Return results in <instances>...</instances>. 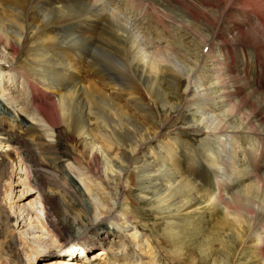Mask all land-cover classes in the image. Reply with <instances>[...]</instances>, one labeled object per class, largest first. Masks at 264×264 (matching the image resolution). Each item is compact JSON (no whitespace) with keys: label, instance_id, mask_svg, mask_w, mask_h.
I'll use <instances>...</instances> for the list:
<instances>
[{"label":"bare ground","instance_id":"bare-ground-1","mask_svg":"<svg viewBox=\"0 0 264 264\" xmlns=\"http://www.w3.org/2000/svg\"><path fill=\"white\" fill-rule=\"evenodd\" d=\"M127 1L128 7L132 9L131 25L137 26L141 23V15L134 9L136 7L134 0ZM197 1L195 6L198 8L204 1ZM208 1L218 5L220 16L223 12L229 14L235 7L238 9L237 14L238 11L241 12L240 18L232 23L229 39L244 42L245 51L251 54L249 57L251 66L255 67V74L261 80L260 90L250 84L243 73L238 83L222 81L223 78L218 76L219 72L213 75L212 80L217 81L207 85L208 90L205 91L208 93L202 97L213 95L216 100L209 104L204 102L202 110H195L184 123L186 127L212 134V131L220 132L221 126L210 128L205 124L200 125V117L206 110L210 112L226 106L231 94H236L239 90L245 89L247 96L259 101L255 109L260 112L253 118L257 121L263 118L264 0ZM108 2L0 0V61L5 62L8 68L4 70L0 66V107L11 110L15 120H19L20 117L26 120L24 131L34 136L33 144L37 145L36 149L39 151L42 150L40 140L46 137L51 141L58 126H65L81 140V145L74 148L76 158L73 161L54 160L52 164L57 173L62 175L58 188L61 195L67 198L70 196L67 185L73 182L71 178L76 179L78 184L73 189L77 194L73 202L79 207L81 215L71 218L67 211H61L60 226L78 235L80 241L78 247L82 253L98 245L102 247L92 258V264H162L158 247L149 245L148 240L146 245L140 244L142 254L148 258L147 260L138 255V252L133 253L128 249L127 242L139 244L136 231L129 232L124 225L129 216L126 199L129 190L134 189L139 199L145 198L148 196L147 192H150V203L155 202L159 211H165L168 215L184 212L182 214L186 217V222L178 225L176 229H173L171 223L167 234L175 237L184 234L183 239H180L177 254L186 246H191L196 252L197 257L190 258L187 264H264V207L257 210L251 207V203L248 204L252 200L254 191L251 186L255 182L242 187L234 195L226 196L231 192V188L239 186L253 174L250 175L248 173L250 171L244 168L242 171L237 169L236 172H232L237 176L233 175L230 183L226 182L222 176L228 177L229 174L226 167L223 169L220 166L223 156L219 144L211 147L205 141L201 146L200 161H196L197 157L191 156L190 148L176 140L173 141L174 150L172 152L165 150L164 154H159L153 159V164L150 162L151 158L140 159L139 151L158 129L156 128L150 135L145 127L135 126L124 109L112 100L109 91L115 93L117 90L118 92L125 90L138 100L136 90L131 89L135 88L132 81L137 80L141 82L140 87H143L148 95L155 90L156 101L161 107H167L168 103L161 96L159 88L167 83V72L173 75V80L170 79L168 84L174 82L175 87L178 73L174 68L167 67L161 56L156 57L135 45L130 32L125 26L120 25L116 15L107 12ZM197 8L192 7L195 12ZM199 12L198 9L197 13ZM25 25L28 26L31 36L25 35L23 38ZM215 35L214 33L213 36ZM31 39L33 46L28 55L37 58L28 61L19 69L20 81L17 88V77L11 65L17 59V55L21 54L22 51H18L23 49V44ZM232 58L225 61L224 72L235 69L231 67ZM82 64L87 70L85 77L80 75ZM212 65L215 71L221 69L217 60H213ZM228 75L231 77L234 73L230 71ZM94 78H103V82L99 80L100 82L96 83L102 88L108 86L107 90L103 89L104 92L96 90L92 82ZM190 80L187 79L189 86ZM187 90L192 92L191 88ZM50 91L53 92V96ZM136 100L133 99V104L143 109V103ZM178 108L177 104L169 105V110ZM27 145L15 135L8 134L0 128V147L2 149L5 147L4 151L0 150V173L9 170L7 187L5 188L6 182L2 186L6 189L3 192L7 201L4 209L10 212V215L5 212V218L7 220L14 216L11 227L24 234L31 245L23 243L25 249L19 250L24 257L22 264H32L36 254L46 251L49 247H56L55 238L60 236L62 230L53 227L57 219L55 221L52 219L54 223L48 220L51 214H48L45 207V194H39L38 201L32 203L33 199L22 196L23 190L19 189L16 200L12 199L13 179L26 182L29 186L34 184L27 172L25 159L29 154L25 148ZM253 145L256 146L252 149L253 154L264 153V150L260 149L261 140ZM158 147L163 149L162 146ZM178 160H182L183 171L177 164ZM137 161L139 164L136 165ZM148 167L152 170L147 171ZM21 171H24V177H21ZM120 188L125 191L123 193L125 199L121 197ZM120 206L123 208L118 212ZM195 215L198 217L210 215L215 221L201 224L200 220L194 223ZM107 219L108 225L113 229L102 231L97 241L82 234ZM180 229H183V233ZM114 235L118 238L117 243L121 241L122 244L114 243L112 238ZM252 235L255 236L254 243L249 245L248 240ZM124 238L127 239L126 243ZM9 245L15 246V242L10 241ZM115 246L118 249L123 247V254L128 258L121 259L123 254L107 256ZM0 264H3L1 252ZM43 264L81 263L77 260L62 261L61 258L52 256Z\"/></svg>","mask_w":264,"mask_h":264},{"label":"rangeland","instance_id":"rangeland-1","mask_svg":"<svg viewBox=\"0 0 264 264\" xmlns=\"http://www.w3.org/2000/svg\"><path fill=\"white\" fill-rule=\"evenodd\" d=\"M100 1L104 3L109 1L106 4L108 9L107 12L116 15V19L120 25L125 26L127 31L130 32V35L135 41V45L145 50V52L148 51L150 54L156 55V57L161 56L166 66L174 68V71L178 73L175 87L173 86L174 82L171 83L172 85L168 84V81H171L170 79L173 80V75L167 72V83L162 84L161 88H159L161 96L168 103V108L161 107L156 101L155 97L157 93L155 90L152 94L150 93V95H148V93L144 91V88L140 87L141 82L137 80L132 81L135 88L131 89L136 90V95L139 97V99L137 98L138 100L125 90H121V92L117 90L115 93H110L109 91L112 100L124 109L135 126L145 127L150 135L155 132L156 128L158 129V132L153 134L151 139L149 138V141H146L139 151L140 159L142 158L143 160L147 158L145 160H148V158H151L150 162L153 164V159L159 156V154H164L165 150L171 152L174 150L175 144L173 141L176 140L190 148V150H192L190 151L191 156L197 157L196 161H200L202 158L201 146L205 141L208 142L211 147L218 146L219 144V147L221 146L220 152L223 156L221 161L222 165L220 166L223 169L226 167V171H228L229 174L228 177L222 176L226 182L230 183L231 178L234 177L233 175H236L232 172H236L237 169L242 171L241 169L244 168L246 171H250L248 172L249 174H253H250L252 176L239 186L231 188V192L226 196L230 194L234 195L241 190L242 187L255 182V184L251 186L254 192L252 193V200L248 202V204L251 203V207L261 210L264 207V153L255 155L252 150L256 147L253 144L260 140L262 142V147L260 149L264 150V114L260 121L253 118L254 115L260 112V110L255 109L259 101L254 97L247 96L245 94L246 90L243 89L239 90L236 94H231L232 97L230 96V100L226 106L215 108L210 112L206 110L200 117V125L205 124L210 128L221 126L220 132L214 133L215 131H212L213 133L210 134L206 133V131L204 132V130L201 131L186 127L184 124L185 120L195 110H202L204 102L209 104L216 100L213 95H210V97H202L204 96L203 94L208 93V91H205L208 90L207 85L217 81L212 80L216 72H219L218 76L223 78L222 81L228 82L227 80H229L237 83L241 81V75L243 73V75L248 78L250 84L260 89L261 80L255 74V67L251 66L249 59L251 54L249 51H245L246 46L244 42L239 39H235L234 41L233 39H229L232 23L240 18L241 12L238 11L237 14L236 11L238 9L235 7L230 10L229 14L223 12L220 16L218 5L212 4V2L208 0H203L202 6L198 8L195 6L198 2L197 0H134L136 5L134 9L140 13L141 23L137 26H132V9L128 7L127 0ZM221 6L222 5H220V7ZM192 7L197 8V12L199 9L200 12H195ZM214 33L216 34L215 36H213ZM22 34L23 38L25 35L26 37L31 36L27 25H25V30ZM233 36L234 38L236 37V35ZM32 46V39L30 41L27 40L23 44V49L18 51H22L21 54L19 53V55H17V59L11 65L14 68L13 73L15 77H17V88H19L20 81L18 74L20 72L19 69L28 61H34L37 58L28 55ZM229 48H231V53H229ZM230 56L233 57L231 60L233 65L231 67L235 69H228L224 72L225 61H229V59H231ZM196 59L197 64L195 65ZM213 60H217L221 68L219 71L213 69ZM0 66H2L4 70L8 69L6 68L7 65L5 62L3 63L0 61ZM230 71L234 73V76L229 77L228 74ZM75 73L77 74V72ZM80 75L83 77L87 75L86 66L83 64L81 65ZM188 78L191 79L190 86L187 82ZM94 80H96L95 83ZM94 80L92 79V82L95 84L94 88L96 90L102 92L107 90L108 86L102 88L96 83L97 81L100 82L99 80L104 81L103 78H94ZM112 82L118 84L115 81ZM190 88L192 92L187 90ZM50 93L53 96V92L50 91ZM133 99L143 103L144 108L141 109L133 104ZM170 104H177L179 108L173 111L169 110ZM3 107H5V105H3ZM6 108L9 107L6 106ZM25 124L26 120H24V118L20 117L19 120H15L11 110L2 109V107H0V128L5 130L8 134L15 135L24 145L32 143L25 147L29 153L25 159L27 160L26 164L28 166L27 172L34 184L33 186H29L26 182H19L13 179L12 199L13 201L16 200V196L19 194L17 190L19 189L23 190L22 196L25 195L26 198L33 199L32 203L38 201L39 194H45V207L48 214H51L48 220L54 219L55 221L57 219L55 221L56 223L52 220L54 223L53 227H56L55 229L57 230L62 229L60 230V236H55L57 246L54 248L49 247L46 251L36 254L32 264H43L52 256L58 259L61 258L62 261L77 260L78 263L81 264H92V258L95 257L94 255L98 254L99 248L102 247L98 245L96 248L82 253L78 247V244H80L78 235L74 234V232H68V229L64 230L62 226H60L62 223L60 217L61 211H67L71 218L76 216L80 217L81 215L79 207L73 202L76 200L77 196L73 190L76 188L77 180L71 178L73 182L68 183L69 185L67 186L70 191V196L68 198L61 195L58 188L61 185L59 183L61 182L62 175L57 173L52 165L54 160L59 161L66 159L70 162L73 161L76 158L74 148L75 146L81 145V140L70 133L65 126H58L54 131L53 140L51 139V141H49L50 139L46 137L40 140L42 150L40 149L39 151L36 149L37 145L33 144L34 136L24 131ZM159 124L161 125L158 128ZM205 136L207 137L205 138ZM158 146H162L163 149H159ZM4 149L5 147H3V149L0 147V150L4 151ZM249 160H251V162H249ZM181 162L182 160H178L177 164L183 171L184 166ZM82 163L84 164V161ZM137 164H139V161L136 162V165ZM199 164L198 162L197 165ZM146 170L151 171L152 168L148 167ZM16 171L19 172L18 170ZM97 171H99V169H97ZM20 173L21 177H24V171ZM94 173L97 174V172ZM8 174L9 170L0 173V252L3 257V264H22L24 262V257L19 252L21 248L25 249L23 243L27 246L31 245L24 234L18 233L16 229L11 227L14 216H12L13 218L11 219L9 218L10 220H6L5 218V212L10 215V212L4 209L7 205V201L3 195V192L6 191L7 181L9 180ZM101 177H104L103 174ZM4 183L5 188H2ZM143 185H147V183H143ZM106 188L108 189L109 187ZM124 192L125 191L120 188L121 197L125 199V196H123ZM129 192L128 198L126 199L129 216L127 218L128 221L124 225L127 226L126 229L129 230V232L136 231L135 235L139 241V244L127 242L130 252H138V255L143 256L142 246H140V244L144 243L146 245L148 240L150 242L149 245L158 247V255L162 257L160 261L162 264H187L190 258L194 256L197 257L196 252L191 249V246L182 248L181 252L177 254L180 239L184 234L179 235V237L167 234V230L170 229L171 223L173 224V229H176L178 225H183L186 222L187 219L182 214L184 212L181 211L178 213L180 215H168L165 211H159L157 209L158 205H155V202L150 203V192H147L148 196L142 199L138 198L139 195H137V191H134V189H130ZM71 197L75 199L70 200L69 198ZM86 207L88 208V204H86ZM121 208H123V206L118 207L117 211L120 212ZM209 216L210 215H208V217H206V215L198 217L195 215L193 221L194 223H198V221L202 220L201 224H205L209 221L213 223L215 220H212V217ZM108 222L109 220L107 219L102 224L94 228H89L82 234L87 235L88 237H86L89 239H95V241H97L102 231L113 229L108 225ZM31 223H34L33 219ZM51 231H53V229H51ZM180 231L183 233V229H180ZM254 237L255 236L252 235L249 238V245L254 243ZM112 238L114 243H117L118 238L115 237V235L112 236ZM124 240L126 243L127 239L124 238ZM10 241L15 242V246L9 245ZM117 244H122V242L120 241ZM123 253V247L118 249L115 246L112 247L111 252L107 253V256H120ZM127 258L128 257L123 254V258L121 259L124 260ZM143 259L147 260L148 258L143 256Z\"/></svg>","mask_w":264,"mask_h":264}]
</instances>
